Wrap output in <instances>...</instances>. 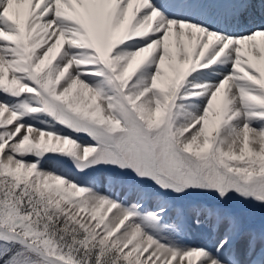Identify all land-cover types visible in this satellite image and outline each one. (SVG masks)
<instances>
[{"label":"snow or ice","instance_id":"snow-or-ice-1","mask_svg":"<svg viewBox=\"0 0 264 264\" xmlns=\"http://www.w3.org/2000/svg\"><path fill=\"white\" fill-rule=\"evenodd\" d=\"M0 264H264V0H0Z\"/></svg>","mask_w":264,"mask_h":264},{"label":"rangeland","instance_id":"rangeland-1","mask_svg":"<svg viewBox=\"0 0 264 264\" xmlns=\"http://www.w3.org/2000/svg\"><path fill=\"white\" fill-rule=\"evenodd\" d=\"M81 139H87L86 137H84L83 135H81ZM50 165L46 164V167H48ZM70 165H65V170H67L68 168H70ZM201 199H207V200H212L213 197L211 196H201L199 197ZM257 212H255V216L257 218V220H259L260 218V211L257 209ZM202 234L196 231H193L192 233H188L185 237H184V242L189 244V245H200V244H205L208 243V241L206 239H199V236H201Z\"/></svg>","mask_w":264,"mask_h":264},{"label":"bare ground","instance_id":"bare-ground-1","mask_svg":"<svg viewBox=\"0 0 264 264\" xmlns=\"http://www.w3.org/2000/svg\"><path fill=\"white\" fill-rule=\"evenodd\" d=\"M258 3V2H257Z\"/></svg>","mask_w":264,"mask_h":264}]
</instances>
